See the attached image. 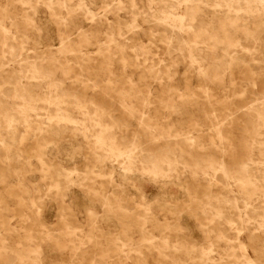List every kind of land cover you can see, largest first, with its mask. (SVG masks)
I'll return each instance as SVG.
<instances>
[{
  "label": "rangeland",
  "instance_id": "1",
  "mask_svg": "<svg viewBox=\"0 0 264 264\" xmlns=\"http://www.w3.org/2000/svg\"><path fill=\"white\" fill-rule=\"evenodd\" d=\"M263 210L264 0H0V264H264Z\"/></svg>",
  "mask_w": 264,
  "mask_h": 264
},
{
  "label": "bare ground",
  "instance_id": "2",
  "mask_svg": "<svg viewBox=\"0 0 264 264\" xmlns=\"http://www.w3.org/2000/svg\"><path fill=\"white\" fill-rule=\"evenodd\" d=\"M184 1V0H183ZM187 1V0H186ZM178 2V1H177ZM180 3V2H179ZM181 4V3H180ZM258 9V8H257ZM142 10V9H141ZM107 11V10H106ZM256 12V11H255ZM94 15V14H93ZM173 15V14H172ZM95 16V15H94ZM174 16V15H173ZM175 17H178L177 15H175ZM180 17H182V16H180ZM181 19V18H180ZM182 20V19H181ZM179 23V22H178ZM171 36V35H170ZM61 38V37H60ZM62 41V40H61ZM69 44V43H68ZM69 50H70V48H68ZM14 50V49H13ZM50 51V50H49ZM116 51V50H115ZM15 55V54H14ZM11 56V55H10ZM192 56V55H191ZM13 57V56H12ZM89 57V56H88ZM193 58V57H192ZM198 59V58H197ZM80 67V66H79ZM81 68V67H80ZM81 70V69H80ZM109 99V98H108ZM112 99V98H111ZM257 106V105H256ZM242 107V106H241ZM240 109V108H239ZM111 117V116H110ZM130 117V116H129ZM116 127H117V125H116ZM220 131V130H219ZM164 132V131H163ZM144 133V132H143ZM147 134V133H146ZM219 134H220V132H219ZM166 140V139H165ZM150 145V144H149ZM148 145V146H149ZM251 160V159H250ZM222 164V163H221ZM223 165V164H222ZM224 166V165H223ZM245 165H243V167H244ZM223 168V167H222ZM245 168V167H244ZM223 170H224V168H223ZM248 170V169H247ZM257 170V169H256ZM185 172V171H184ZM179 177V176H178ZM219 177V176H218ZM50 194H52V193H50ZM49 194V195H50ZM103 208V207H102ZM258 209V208H257ZM263 209V208H262ZM264 211V210H263ZM112 212V211H111ZM251 214V213H250ZM239 221V220H238ZM239 223V222H238ZM240 226V225H239ZM246 228V227H245ZM208 231V230H207ZM71 233V232H70ZM62 235V234H61ZM238 239V238H237ZM234 240V239H233ZM111 242V241H110ZM124 243V242H123ZM112 247V246H111ZM39 251V250H38ZM37 251V252H38ZM41 251V250H40ZM39 253V252H38ZM94 262V261H93ZM100 264V263H99ZM228 264V263H227Z\"/></svg>",
  "mask_w": 264,
  "mask_h": 264
}]
</instances>
